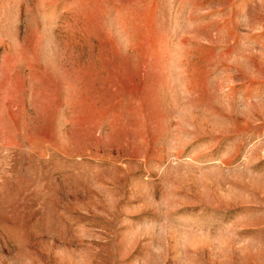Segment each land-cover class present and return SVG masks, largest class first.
Wrapping results in <instances>:
<instances>
[{"label":"rangeland","instance_id":"1","mask_svg":"<svg viewBox=\"0 0 264 264\" xmlns=\"http://www.w3.org/2000/svg\"><path fill=\"white\" fill-rule=\"evenodd\" d=\"M0 264H264V0H0Z\"/></svg>","mask_w":264,"mask_h":264}]
</instances>
